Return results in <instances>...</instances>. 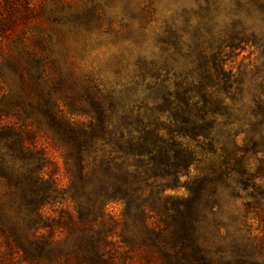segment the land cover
<instances>
[{"label": "rangeland", "instance_id": "rangeland-1", "mask_svg": "<svg viewBox=\"0 0 264 264\" xmlns=\"http://www.w3.org/2000/svg\"><path fill=\"white\" fill-rule=\"evenodd\" d=\"M251 1L212 0L206 12V0H0V119L41 122L64 189L63 143L42 113L33 109L27 114L28 104L39 100L37 83L45 81L63 107L91 101L96 93L106 104L120 103L129 110L146 104V88L199 82L216 74L222 60L233 85L211 90L229 98L212 107L218 115L207 119L212 126L207 138L185 141L194 151L189 177L181 179L183 188L166 192L180 199L190 196L185 187L199 189L198 240L214 258L227 233L230 241L239 237L245 242L250 236L246 229L237 231L246 199L236 181L239 176L228 170L235 164L230 154L243 158L251 173L264 176V16L258 12L263 0ZM233 43L236 47L228 48ZM141 62L149 73L145 81L138 72ZM260 185L264 187V180ZM5 192L0 184V197ZM65 208L73 210L70 203ZM106 213L112 245L129 246L130 253L149 249L143 247L144 223L138 217H126L119 203L107 205ZM129 262L144 264L137 258ZM6 264L27 263L14 257Z\"/></svg>", "mask_w": 264, "mask_h": 264}, {"label": "trees", "instance_id": "trees-1", "mask_svg": "<svg viewBox=\"0 0 264 264\" xmlns=\"http://www.w3.org/2000/svg\"><path fill=\"white\" fill-rule=\"evenodd\" d=\"M211 1L206 0V12ZM260 3L258 12L264 16V0ZM88 19L85 14L84 22ZM139 65L145 81L149 73L145 63ZM225 66L221 60L216 74L196 83L146 88V104L129 110L120 103L107 105L96 93L91 101L71 100L64 108L45 81L37 83L39 100L28 104L27 114L33 109L42 113L63 143L68 186L63 189L58 182L61 167L38 119L36 124L29 118L9 123L0 119V184L6 187L0 197V233L6 248L0 263L17 257L27 264H131L135 258L144 264H264V176L248 171L243 158L230 154L235 164L228 170L239 176L236 181L246 199L237 231L246 229L250 236L245 242L239 237L230 241L227 233L214 258L198 240L199 189L185 187L188 198L166 195L183 188L181 179L189 177L194 151L185 141L207 138L212 129L207 119L218 115L212 107H221L229 98L211 90L233 85ZM67 203L72 211L65 208ZM110 203L121 204L126 217L144 223L142 244L148 250L130 253L129 246L111 244L105 224Z\"/></svg>", "mask_w": 264, "mask_h": 264}]
</instances>
